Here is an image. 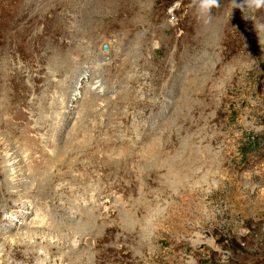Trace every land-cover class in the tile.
Returning a JSON list of instances; mask_svg holds the SVG:
<instances>
[{"label":"rangeland","instance_id":"1","mask_svg":"<svg viewBox=\"0 0 264 264\" xmlns=\"http://www.w3.org/2000/svg\"><path fill=\"white\" fill-rule=\"evenodd\" d=\"M241 2L0 0V264H264V6Z\"/></svg>","mask_w":264,"mask_h":264},{"label":"bare ground","instance_id":"2","mask_svg":"<svg viewBox=\"0 0 264 264\" xmlns=\"http://www.w3.org/2000/svg\"><path fill=\"white\" fill-rule=\"evenodd\" d=\"M104 53V55H102V56H108L109 54H107L106 52H103ZM106 53V54H105ZM58 57V56H57ZM59 58V57H58ZM57 59V58H56ZM72 59V58H71ZM70 60V59H69ZM68 59L66 60H60V61H62L61 63L64 65H66V67L67 68H69L70 69V71H68L66 74H69V76H71V79L74 77V75H76V71L75 70H73L74 68H71V67H73V66H71V63L72 62H70ZM59 61V60H58ZM58 64V63H57ZM62 64H61V66H62ZM76 65V64H75ZM85 65H87V64H85ZM90 65V64H89ZM66 67H58L59 68V73L61 74V72H62V70H64ZM87 68L88 67H84V71L85 72H82V71H80L79 73H82L81 75H84V74H86V70H87ZM73 70V71H72ZM100 70V69H99ZM78 73V74H79ZM63 74V73H62ZM61 74V75H62ZM65 74V75H66ZM79 76L80 77V79L82 78L83 80H84V78L82 77V76ZM76 78V77H75ZM74 79V78H73ZM93 80H98V78L96 77V78H94ZM13 82V81H12ZM78 83V82H77ZM102 84H101V86H100V88H103V94H105V93H107L108 92V90L110 89V88H108L109 87V85H108V87L106 86V83H103V82H101ZM92 87V86H91ZM91 87L88 89L89 91L91 90ZM88 93V92H87ZM130 92H128V94H129ZM71 94H75V91H71V93H70V95H69V97H72V95ZM90 96H91V93L89 92L88 93ZM88 94H86L85 95V98L87 97V95ZM68 97V99H70ZM126 97H127V95H126V92L124 91V92H122L121 94H120V96H119V98L117 99V100H115L114 102L113 101H109L108 102V104H106L105 103V107H103L104 109H109L110 107H113V105H114V103L116 104V103H119V102H121V100H123V99H126ZM91 98V97H90ZM88 99H89V97H88ZM92 101V100H91ZM90 101V102H91ZM94 101V100H93ZM93 103V102H92ZM92 103L90 104V106L91 107H93L92 106ZM96 104V103H95ZM41 105H43V103L41 104ZM42 107V106H41ZM9 109V108H8ZM43 109H44V107L42 108V115L43 114H45L44 113V111H43ZM10 110V109H9ZM8 110V111H9ZM17 113V112H16ZM70 116V115H69ZM69 116H68V118H69ZM118 116H121L120 114L119 115H117V117ZM66 118V117H65ZM68 118H67V120H68ZM121 118H123L124 119V117L123 116H121ZM42 119V118H41ZM46 120L47 121H41V122H39L38 124H40V123H42V122H44L45 124H47V123H50L49 121L50 120H48L47 118H46ZM82 122H83V119H78V121H77V124H76V126L74 127V128H77V129H81V134L83 135V134H85V127L83 126V124H82ZM86 122V121H85ZM120 125V124H119ZM88 126V125H87ZM110 129H112V128H110ZM119 130V127H117V126H115L114 127V130ZM38 130V129H37ZM15 131V130H14ZM17 131V130H16ZM19 134V133H18ZM14 135V134H13ZM17 136V135H16ZM19 136V135H18ZM84 136V135H83ZM18 138V137H17ZM115 138H116V136H115ZM19 140V139H18ZM61 139H60V136H59V141H60ZM114 140V139H113ZM66 142L64 143V145H65V148H63V150L64 151H62V153L60 154V157H61V159H59V161L58 162H56L57 164H54V166L56 167V170H58L59 172H61L64 168H65V166H66V156H68V154L70 153V152H73V149L72 150H69V151H66V149L67 148H71V147H73V145H74V142H72V141H75V134H71L66 140H65ZM115 141V140H114ZM117 141V140H116ZM35 144H36V142H35ZM53 144V143H52ZM63 145V144H62ZM39 146V145H38ZM76 147V146H75ZM85 147V152L87 151V150H89V147L88 146H84ZM74 149H76V148H74ZM154 153H155V150H150V157H148V162H147V168L148 169H150V171H149V177L150 178H152V176L154 175V174H157L158 172H160L161 170H162V168L161 167H156V164H157V160L154 158ZM55 157V156H54ZM52 159V158H51ZM54 159V158H53ZM49 160V159H48ZM124 160V159H123ZM55 161V160H54ZM53 162V161H52ZM125 162V161H124ZM55 163V162H54ZM126 164V163H125ZM146 164V163H145ZM76 164H73V165H71V166H75ZM123 165L124 164H120V162H118V164H116V167H117V170H116V172L117 173H122V172H124V171H121V170H119V169H121L122 167H123ZM146 167V166H145ZM48 168V167H47ZM179 168V167H178ZM123 169V168H122ZM173 169V168H172ZM172 169H170V170H172ZM108 170V166H105V172ZM181 170V169H180ZM182 171V170H181ZM175 172V171H174ZM184 172V171H183ZM47 173V172H46ZM188 173H190L189 171H188ZM122 174H125V173H122ZM187 174V173H186ZM44 175V174H43ZM182 176V175H181ZM70 179V180H72L73 179V177H72V175L70 174V173H65V174H60L59 176L58 175H53V176H48V179H47V181L45 182L44 180H37V182H36V184L35 185H37V191H38V195L37 196H43L44 194H55V193H51L50 191L51 190H53L52 189V185H53V181L54 180H59V179ZM153 179V178H152ZM150 181H151V179H150ZM32 185H34V184H32ZM128 188H130V187H128ZM133 188V187H132ZM23 190H24V188H22ZM45 189H47L46 191H45ZM131 190V189H130ZM22 191V190H21ZM15 192V191H14ZM19 192V191H18ZM18 192L16 193V194H14V195H17L18 194ZM129 193V192H128ZM20 194V193H19ZM13 195V196H14ZM22 197V196H21ZM34 199V198H33ZM28 200V199H27ZM26 200V201H27ZM31 203H33L32 202V199H31ZM30 203V204H31ZM33 204H35V203H33ZM31 206V205H30ZM33 206V205H32ZM36 206V205H35ZM37 208V207H36ZM20 213H21V211H20ZM28 213L30 214H32L33 212L31 211H28ZM21 216V215H20ZM63 216V215H62ZM68 216V215H67ZM28 219V218H27ZM65 223L64 224H66V225H69L72 221H73V219L72 218H66L65 217ZM63 220V221H64ZM62 221V222H63ZM44 223H45V221H44ZM43 223V224H44ZM39 224H41L42 225V223H39ZM38 224V225H39ZM59 226V225H58ZM63 226V225H62ZM42 227H43V225H42ZM38 228V227H37ZM40 228V227H39ZM72 230L74 229L73 227H70ZM41 229V228H40ZM60 231H61V229L60 228H58ZM57 229V230H58ZM33 230V229H32ZM37 229H35V231H36ZM79 232V231H78ZM29 233V232H28ZM27 235V233L25 234V235H21L20 236V240L23 238L24 239V237ZM29 256V255H28ZM75 264H79V263H75Z\"/></svg>","mask_w":264,"mask_h":264},{"label":"clouds","instance_id":"3","mask_svg":"<svg viewBox=\"0 0 264 264\" xmlns=\"http://www.w3.org/2000/svg\"><path fill=\"white\" fill-rule=\"evenodd\" d=\"M218 5V0H199V9L201 12H209L213 7ZM246 5L248 8L258 9L264 6V0H242L241 3H236V7L240 8Z\"/></svg>","mask_w":264,"mask_h":264},{"label":"water","instance_id":"4","mask_svg":"<svg viewBox=\"0 0 264 264\" xmlns=\"http://www.w3.org/2000/svg\"><path fill=\"white\" fill-rule=\"evenodd\" d=\"M108 50H109L108 46H104V47H103V51L106 52V51H108Z\"/></svg>","mask_w":264,"mask_h":264}]
</instances>
